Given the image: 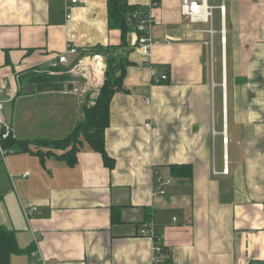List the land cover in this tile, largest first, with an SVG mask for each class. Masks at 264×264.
Instances as JSON below:
<instances>
[{
  "label": "crops",
  "instance_id": "obj_1",
  "mask_svg": "<svg viewBox=\"0 0 264 264\" xmlns=\"http://www.w3.org/2000/svg\"><path fill=\"white\" fill-rule=\"evenodd\" d=\"M217 1L224 44L220 28L210 37L182 16L180 0H159L143 56L133 30L118 46L107 0L70 3L69 18L67 0H0L3 115L32 150L16 143L0 155V225L19 248L8 264H150L153 241L138 235L145 222L171 264H264V0ZM67 46L76 51L54 67ZM106 55L131 63L103 132L113 166L84 141L71 165L40 158L94 103ZM172 164H189L191 175L176 176ZM159 176L169 180L163 193Z\"/></svg>",
  "mask_w": 264,
  "mask_h": 264
},
{
  "label": "trees",
  "instance_id": "obj_2",
  "mask_svg": "<svg viewBox=\"0 0 264 264\" xmlns=\"http://www.w3.org/2000/svg\"><path fill=\"white\" fill-rule=\"evenodd\" d=\"M107 5L108 27L120 31V44L118 46H125L127 44L126 35L134 29L135 25L131 13L138 7L128 5L125 0H107ZM113 48L116 49V47ZM130 64L124 57L116 60L114 57L107 56L104 80L99 87L94 103L90 106L84 105L82 107L83 120L77 123L72 132L65 138L49 143L44 142L46 146L51 145L52 149H48L43 153L37 150L36 153H40V158H42L43 154L45 156L53 154L71 165L75 162V153L80 143L84 141L87 142L91 149L101 154L106 166H113V160L107 155L104 148L103 132L109 124V101L115 91L124 89L122 80L126 67ZM16 143L20 150H31L26 142L13 138L5 140L4 145L11 148ZM53 150H59L60 153L56 154L57 152ZM170 169L176 176L189 177L191 175V166L189 164H172ZM112 212H114V209H112ZM18 252L19 248L15 243L13 230L0 225V264H8L11 254ZM169 258L170 255L166 254L167 264H171Z\"/></svg>",
  "mask_w": 264,
  "mask_h": 264
},
{
  "label": "built area",
  "instance_id": "obj_3",
  "mask_svg": "<svg viewBox=\"0 0 264 264\" xmlns=\"http://www.w3.org/2000/svg\"><path fill=\"white\" fill-rule=\"evenodd\" d=\"M77 0H67L65 3L64 9L66 13V17H70V3H75ZM159 3V0H149L148 7L146 9L135 8L132 13L131 17L134 20L135 25L133 32L135 33V40L134 45L137 50L143 56H148L149 51L152 47V38H151V31L153 26V15L151 13V9L156 7ZM220 13V30L221 33V40L224 44V14H225V6L220 5L217 7ZM213 9L214 7L209 5L208 0H180V13L186 19L189 20L191 23H202L208 25L207 32L209 33L210 37H212L216 31L213 28ZM222 44V45H223ZM76 49L71 46H67L65 54H61L57 57V61L54 62L53 66H57L58 63H65L67 62L66 54L74 53ZM82 66V62L78 61L75 67L71 68L70 71L76 72L77 68ZM54 73V72H53ZM154 77V81H164L167 79V74L162 73L160 75H156L152 72ZM7 98L11 99L14 95L10 89L5 91ZM146 103H149L148 99H145ZM150 124H147L149 126ZM9 138H14L13 131L10 125L5 121L3 115V101L0 100V155L4 157L9 151L10 148L4 145L5 140ZM225 140V139H224ZM223 172H227V167L224 166ZM164 179L156 177L154 180V186L157 187L159 193H163L164 191L159 189L161 184H164ZM169 182V180H166ZM165 181V182H166ZM35 210V208H32ZM25 211V215H28ZM138 235L143 237H148L153 241L152 246V259L150 264H167L166 263V254L163 252V247L159 244V234L156 233L155 228L149 222L142 224L140 229L138 230ZM161 237V236H160Z\"/></svg>",
  "mask_w": 264,
  "mask_h": 264
},
{
  "label": "rangeland",
  "instance_id": "obj_4",
  "mask_svg": "<svg viewBox=\"0 0 264 264\" xmlns=\"http://www.w3.org/2000/svg\"><path fill=\"white\" fill-rule=\"evenodd\" d=\"M208 3L210 4V5H217L219 2L217 1V0H208ZM213 27H214V29H216V30H218L219 28H220V18H219V10H218V8H216V7H214V9H213ZM207 27H208V25H206ZM217 36L218 35H216L215 36V38H217ZM75 72V71H74ZM73 72V73H74ZM76 73V72H75ZM77 74V73H76ZM25 83V82H24ZM23 83V84H24ZM27 83V82H26ZM25 83V84H26ZM101 86V85H100ZM99 90V89H98ZM97 90V91H98ZM97 91H90L91 93H90V95H89V97H87L88 98V100H89V102L91 101V96L92 97H94L95 96V94L97 93ZM49 98H53V99H56V100H58L59 99V97H58V95H50V97ZM52 99V100H53ZM16 108L17 107H19V106H15ZM4 111V110H3ZM17 111H18V113H19V108H17ZM17 114V112L15 111V115ZM58 126V125H57ZM56 129H58V127H56ZM59 130V129H58ZM54 130H53V128H51V129H48V131L47 132H44L43 134L44 135H54L53 132ZM64 133L65 132H62V135H64ZM223 141V140H222ZM10 152H12V151H9L7 154H6V156L7 155H9L10 154ZM1 158V157H0ZM225 166V165H224Z\"/></svg>",
  "mask_w": 264,
  "mask_h": 264
},
{
  "label": "water",
  "instance_id": "obj_5",
  "mask_svg": "<svg viewBox=\"0 0 264 264\" xmlns=\"http://www.w3.org/2000/svg\"><path fill=\"white\" fill-rule=\"evenodd\" d=\"M39 88H40V86H39ZM41 89V88H40Z\"/></svg>",
  "mask_w": 264,
  "mask_h": 264
}]
</instances>
